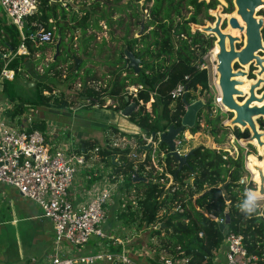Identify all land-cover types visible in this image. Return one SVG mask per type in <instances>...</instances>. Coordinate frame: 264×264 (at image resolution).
I'll use <instances>...</instances> for the list:
<instances>
[{
    "label": "trees",
    "instance_id": "1",
    "mask_svg": "<svg viewBox=\"0 0 264 264\" xmlns=\"http://www.w3.org/2000/svg\"><path fill=\"white\" fill-rule=\"evenodd\" d=\"M114 1L116 4L107 8L102 0H93L90 9L74 11L69 7L70 5H52L51 0H39L36 9L27 17L22 28L24 41L15 24L1 23L0 20V54L16 52L23 42L26 44L28 56L17 55L9 66L15 71L16 77L20 61L46 50L49 44L55 43H40L31 36L37 34L41 28L53 32L56 28L55 38H58L59 50L54 62L48 67L49 73L54 71V76H61V64H68L65 80L72 84L78 82L81 87L80 99L89 102L92 107L103 105L107 98L113 100L123 98L124 103L121 109L129 105L131 101L136 102L137 105L141 103L139 110L129 119L141 129L142 133H127L118 127H110V134H120L124 138L133 139L135 146L127 145L125 148H119L107 145L101 148L98 146L99 141L90 137L81 140L77 147L79 153L99 147L97 156L100 162L112 168L113 173L124 174L120 189L126 187L136 190L134 201L138 208H135L132 202H128L127 217L134 222L138 216L141 226L154 227L157 218L162 215L161 223L164 225L159 229H153L152 238L157 237L159 249L168 254H176L180 247L184 256L189 258L188 264H214V259L224 244L226 235L230 232L242 234L249 254L258 255L259 264H264V210L258 206L257 213L249 218L238 208L246 198L245 192L255 187L253 182L249 184L241 182L246 172L244 156L234 158L225 150L210 149L200 145L190 154L187 166L179 170V161L168 154V146L160 143L158 139V134L166 132L170 126L181 125L186 106L183 98L174 102L171 92L185 80L186 76L189 77L187 86L194 91L204 92L210 89L208 71L202 68L201 60L213 48L214 39L200 31L192 33L191 24H199L197 18L199 11L207 12V9L214 7L217 2L212 0L207 4L199 0H146L145 7L148 6L152 17L146 28L149 26L153 28L150 34L141 39H126L125 46L127 45L129 51L137 55V47L142 43L144 48L139 53L148 59L143 61L139 71L130 66L124 68L125 54L121 50L118 58L109 63L111 65L110 80L106 86H103L94 69H84V64L76 69L75 61L68 62L72 48L65 46V40L68 32L73 34L75 31H82L84 52L90 54L88 49L93 46L97 36L94 32L88 34L89 29L103 30L102 21L110 29L115 24L121 27L124 22L123 18L115 19L114 15L126 10L117 4L121 0ZM139 1L141 0H129L127 4L129 6H125L132 11L136 19L139 18L137 12ZM151 2L153 3L149 7ZM189 6L194 7L196 13L188 18L184 9ZM93 13L97 15L93 17ZM61 49H63L62 54ZM2 68L3 58L0 57V73ZM39 80L36 98L30 103L34 106L70 107L71 102L66 97L57 95L49 83ZM13 81L6 80L2 90V92L7 91L12 101L15 96L8 89ZM91 83L100 85L97 87ZM69 86L71 87V84ZM130 86L139 88L136 92H132L128 90ZM45 91H49L50 94H44ZM186 97L188 101H191L194 96L188 93ZM119 102L121 105V99ZM148 104L151 111L147 110ZM27 107L29 104L14 102L13 109L6 114L7 119L21 128L46 133L48 126L43 119L36 118L29 127L27 124L24 125L23 117L27 114ZM201 116L199 113L197 124L191 130L200 129ZM223 120L218 118L212 122L214 123L211 130L213 136H217L221 131L223 135L226 134V129L222 125ZM153 132L156 133L155 148L153 143L148 147L149 143L146 140ZM234 133L239 138L245 137L238 128ZM108 141L109 138H106V142ZM162 152L165 153L163 157ZM133 154H136V157ZM153 154H156L159 165L166 163L163 172L153 165ZM89 156L91 153H88L87 157ZM140 156L145 158L140 159ZM147 166L150 168L147 169ZM127 167H130V172L127 171ZM91 170H93L92 173H89L94 176L89 181V187L100 180L103 174L102 171L98 174L95 169ZM166 174H171L174 178L168 188L169 179ZM136 175L146 180L134 182ZM190 178L192 182L188 181ZM177 205H180L182 210L176 211ZM227 214H229L230 223H223L225 230L222 232L220 230L222 223L219 219L226 220ZM122 249L123 247L119 245L112 251L122 252ZM155 259V264H158L159 255Z\"/></svg>",
    "mask_w": 264,
    "mask_h": 264
},
{
    "label": "built area",
    "instance_id": "2",
    "mask_svg": "<svg viewBox=\"0 0 264 264\" xmlns=\"http://www.w3.org/2000/svg\"><path fill=\"white\" fill-rule=\"evenodd\" d=\"M38 3L39 0H0L8 23L15 24L19 28L23 41L25 36L22 28L25 20L36 9ZM31 38L40 43H52L55 40V32L45 31L41 28ZM28 52V48L23 42L16 52L9 51L2 57L3 68L0 73V184L14 187L22 197L39 206L43 216L53 223L55 250L54 254L43 264H96L99 261L111 264H139L125 250L117 253L101 251L81 258L65 255L66 245L80 247L87 244L93 237L106 238L107 235L103 229V224L106 221L105 208L123 182L124 174L113 173L112 168H107L103 171L100 180L80 191L81 200L76 202L71 198L70 191L78 176L83 171L92 168L99 169L98 167H102L104 164L97 156L100 148L96 147L93 150H84L79 153L73 143L52 149L48 145L46 133L40 130L21 128L7 119L6 114L13 109L14 102L10 99L3 102L1 94L5 81L15 79V71L9 66L17 55H26ZM188 80L189 77L186 76L185 80L172 90L171 98L174 102L189 92H195L194 89L187 86ZM138 88L135 87L134 90L137 91ZM23 119L26 120L24 121L25 125L27 124L29 127L36 118L25 115ZM181 144L182 141L177 138L176 149L180 154H184L185 151L180 148ZM88 153H91V156L87 157ZM164 154L162 152L161 156L163 157ZM133 155L136 157V154ZM140 157L145 158V156ZM152 162L160 172L166 168L165 162L159 165L156 156L155 158L152 156ZM166 175L169 179L168 188L173 182V176ZM175 210H182V207L177 205ZM161 219L162 215L157 218L156 227L161 223ZM219 222L225 223V218L219 219ZM224 244L226 245L224 264H259L260 257L249 254L242 234L228 233ZM177 250L178 252L173 255H160L158 264H188L189 258L184 256L180 247Z\"/></svg>",
    "mask_w": 264,
    "mask_h": 264
},
{
    "label": "rangeland",
    "instance_id": "3",
    "mask_svg": "<svg viewBox=\"0 0 264 264\" xmlns=\"http://www.w3.org/2000/svg\"><path fill=\"white\" fill-rule=\"evenodd\" d=\"M73 2V5L71 6L70 3L67 2V0H57L56 4H62L63 6L70 5L69 7L72 8L74 11L81 10V9H90L92 6L93 0H71ZM103 3L109 8L110 6L115 5L114 0H102ZM129 0H121L117 4L119 6H122L125 8L126 12L116 13L114 15L115 19L123 18V24L113 25V28H107L104 24V21L101 22V25L103 27V30H88V34L91 32H94L96 34V41L94 42L93 46L88 49L89 53L84 52V44H83V33L82 31H75L73 34L71 32H68L67 38L65 40V46L71 47V55L68 58V62H76V60H80L79 67L84 64V69L86 68H92L97 72V78H100L102 85L106 86V84L109 82V74L111 70L110 62H113L115 59L118 58L119 53L121 50H126L125 47V41L124 36H128L129 39L136 38L140 31V25L136 23V20L133 18L131 11L128 9ZM220 4L218 8H221L220 13H224L225 17H231L234 15V10L236 11V8L233 7L231 9L230 5L226 3V0H219ZM233 2V1H232ZM143 3V2H142ZM140 4V6L142 5ZM68 8V6H67ZM228 9L229 12L226 13L225 9ZM142 12L144 13V5L141 6ZM69 10V8L67 9ZM218 10V9H217ZM211 11V14L214 16L215 12L217 11ZM234 13H233V12ZM147 16V11H146ZM257 14L261 17H264V7L259 8ZM97 13H93V17H95ZM216 16V15H215ZM214 16V17H215ZM216 18V17H215ZM0 20L1 23H6L7 16L4 12V8L0 4ZM210 20H205L204 24L209 23ZM212 21V20H211ZM129 23V28H128ZM226 24V23H225ZM208 25V24H207ZM194 29V27L192 26ZM229 28V25L226 29ZM55 34H57L56 28H54ZM225 29V30H226ZM195 30V29H194ZM264 30V29H263ZM111 32L113 34L111 35ZM145 32H148L145 30ZM144 32V33H145ZM235 35H239V33L235 32ZM127 37V38H128ZM54 44H49L48 48L44 51H40L31 57H27L26 59L20 61L18 64V74L16 75L14 81L9 87V92H11L15 99H13L16 104L19 102L26 104H29V107H27L26 115H29L31 117L43 119L50 123V119H54L57 122H53L54 126L56 124V128L59 130L58 133L60 134L62 142H66L64 145L68 144H75L76 141V133L82 128H86V131L88 133V136L91 138L97 139L99 141V147H119V148H125L127 145L135 146V142L133 139L122 137L120 134L114 135L110 134V127L115 126L118 127L121 131H125L127 133H142L141 129L129 119V117H126L121 114V107L124 103L123 98H118L116 100L107 98L105 99V102H103V105H96L91 106L89 102L83 101L80 99L79 93L81 90L80 84L78 82L76 83H70L68 80H65L66 75L68 74V64H61V76H54V71L49 73L48 67L54 62L55 55L57 54V47L58 44V38H55L53 41ZM61 49V54H62ZM125 52V51H124ZM7 53V52H6ZM29 54V53H28ZM26 54L25 56H28ZM216 60L214 58V55H212V52L208 53L204 59V63L202 65V68H206L208 71V78L210 83V89L208 91H200L198 90L193 94L192 100L197 98L198 100L203 101V103L207 104V101L210 100V102L213 103L214 109L211 111L212 117L217 116L218 114H221L225 116V123L227 126L228 121L230 118L227 114V108L222 106L220 102H218V98L220 97V91L216 84V76L214 72V67ZM78 67V68H79ZM40 76V77H39ZM39 79L44 80L45 83H49L51 88L54 90V92L57 95H63L66 97L70 102L69 108H55V107H48L46 105H39L34 106L32 103H30L32 100L36 98L37 93V85L40 81ZM71 84V87L69 86ZM91 85L99 86V83H91ZM135 87L137 86H130L128 88L129 91L136 92ZM44 94H50L49 91H45ZM8 99H11V97L7 94V91L2 92L1 94V100L3 102L7 101ZM119 99H121L122 104L120 105ZM141 106V103L138 104V109ZM148 111H151L152 109L149 107L148 104ZM57 111L60 114L64 115H58L54 116V112ZM53 114V115H52ZM205 116V115H204ZM204 116H201V128L199 131H193L191 129H187L185 132H181L178 136V139L182 141V144L180 145V148L184 150L185 152L188 150H191L193 147L204 144L205 146H208L210 142V137L208 134V129L205 126V119ZM79 119V120H77ZM11 121V120H10ZM12 124L18 125L15 122L11 121ZM230 128H233L232 126H229ZM58 136L57 139L60 137ZM121 136V137H120ZM106 138H109V141L106 142ZM159 139V134H158ZM147 142L149 144L153 143L152 138H146ZM160 140V139H159ZM55 140H51V142H54ZM242 142V141H241ZM241 143L230 134L225 139V143H223L221 146L215 145L216 147L223 148L225 150H228L232 156H238L240 147L244 149V154H247L248 152L251 153H257L258 147L251 146L249 142ZM75 147L77 149L78 145L75 144ZM153 147H156V143H153ZM158 150V148H157ZM155 153V151H154ZM153 158H155L156 154L152 155ZM135 157V156H134ZM142 159V157H139ZM157 159V158H156ZM100 164V163H99ZM154 165V164H153ZM101 171L107 170V168H110L106 164H103ZM157 168V167H155ZM100 171V172H101ZM127 171L130 172V167H127ZM253 179V174L247 173V176L245 177V182L249 183L250 180ZM254 188L251 191H254L258 189V183L255 181ZM122 184H120L121 186ZM168 186V185H167ZM135 196H136V190L130 188L127 189L126 187L119 189L114 193L110 203L105 208L106 212V221L103 224V229L106 232L107 235L110 234L109 231L112 232L115 231L116 228V234L120 239V245L126 248L127 253L130 255V257L134 259V257L140 258L141 255H145V251L142 250L143 248L148 249V255L151 258L156 257L157 255H169L165 251H161L159 249L158 240L157 237L152 238V231L153 229H159L161 226H163L162 223H160L157 227L156 226H141L140 220L137 218L135 221H131L129 217H127V210L126 205L128 202H132V204L135 206V208H138V205H135ZM30 202V201H29ZM34 204V203H33ZM258 206H260L262 209H264V198L258 199ZM24 225V223H23ZM25 226V225H24ZM160 226V227H159ZM107 229V230H106ZM24 231V230H23ZM6 237V236H5ZM96 237H93L94 239ZM84 247V246H83ZM226 252V245L223 244L218 255L222 254L224 255ZM52 253V252H51ZM142 253V254H141ZM133 256V257H132ZM144 257L142 256L141 259ZM156 260V259H154ZM37 264H40V261L37 262Z\"/></svg>",
    "mask_w": 264,
    "mask_h": 264
},
{
    "label": "water",
    "instance_id": "4",
    "mask_svg": "<svg viewBox=\"0 0 264 264\" xmlns=\"http://www.w3.org/2000/svg\"><path fill=\"white\" fill-rule=\"evenodd\" d=\"M67 2L70 3L71 6L73 5L71 0H67ZM56 3L57 0H51L52 5ZM234 4L236 11L234 15L229 18L228 29L223 30L221 28V22L223 19L220 14L221 8H218L215 12L217 21L214 25L208 24L207 26H200L192 24V26L194 29H199L201 32L208 34H215L217 37L215 46L218 47V49L213 55L216 60L215 71L218 75V88L221 93L220 103L227 108V111L235 113L234 117L228 121V125L232 127L239 126L242 129L249 128L251 130V136L247 139H243L242 142H257L260 151L263 152L264 131H259L260 127L257 119L264 116V93H262L261 96H258L257 91L261 88V85L264 82V56L261 55V53H264V17L259 16L257 12L259 8L264 7V0H234ZM144 22L145 20H143L141 24V30H143ZM235 32L239 33V35H235ZM237 42H243V47L241 49H237ZM58 50L59 42L57 44V54ZM127 55L130 59V66H133L138 70L140 59L136 58L129 51L127 52ZM0 57L2 58L3 54H0ZM254 61L256 62V65L261 68V70L258 71L259 78L256 82H250V87L248 89L249 96L243 103H241L237 97L244 96L245 92L239 89V87L244 86L247 82L246 80H240L239 78L247 77L248 73L243 69L235 71L234 65L239 62L242 67H247ZM79 63L80 60H76V69H78ZM126 100H128V98H126ZM183 101L186 105V112L182 117L181 125L178 127L172 125L166 132L159 135L160 143H165L168 146V154L174 156L179 161V170L187 164L188 157L193 153V150H191L186 156L181 155L176 149L175 140L181 132H185L186 128H193L195 126L198 113L204 106L203 101L198 100L196 102H190L187 100L186 96L183 97ZM137 109V103L131 101L129 105L121 110V114L130 117L137 111ZM155 137L156 133L153 132L151 135L153 141ZM149 146H151V144H149L148 147ZM209 147L212 148V142ZM250 167L258 173V189L253 192L257 194L258 199L264 198V162L258 164L254 160ZM143 179L144 178H139L136 175L134 182ZM255 179L256 178H254V180ZM229 223L230 217L229 214H227L225 224ZM162 224L164 225V223ZM225 224H220V230L222 232L225 230Z\"/></svg>",
    "mask_w": 264,
    "mask_h": 264
},
{
    "label": "crops",
    "instance_id": "5",
    "mask_svg": "<svg viewBox=\"0 0 264 264\" xmlns=\"http://www.w3.org/2000/svg\"><path fill=\"white\" fill-rule=\"evenodd\" d=\"M58 115L64 114L55 111L54 116L58 117ZM50 120H52L50 123L46 121L48 126L46 131L47 142L49 147L56 149L63 146L66 142H62V136L58 133L59 130L54 128L56 124L54 126L53 122L57 121L54 119ZM75 135L76 145L81 140L90 138L86 128L82 127ZM58 136L60 137L57 139ZM51 140L55 141L51 142ZM98 168L95 171L99 174L103 168L101 166ZM92 171L91 169L83 171L72 187L70 196L76 202L81 200L80 191L85 187H89V181L94 176V174H91ZM33 203V201L22 197L14 187L0 184V264H37L39 261L40 264H43L54 254L55 230L53 223L44 217L42 209ZM115 231L113 229L112 232L109 231L110 234H106V238L96 237L91 239L87 244L83 245L84 247L66 245L64 248L65 255L81 258L101 251L117 253V251H112V249H116L121 244V238L119 239ZM124 250L126 251V248L123 246L122 251ZM142 250L145 251V255H141L140 258L134 257L135 261L139 264H155V257H149L148 249L143 248ZM142 256L144 257L143 259H141ZM225 261V254H219L214 262L215 264H224ZM96 264L111 263L99 261Z\"/></svg>",
    "mask_w": 264,
    "mask_h": 264
},
{
    "label": "flooded vegetation",
    "instance_id": "6",
    "mask_svg": "<svg viewBox=\"0 0 264 264\" xmlns=\"http://www.w3.org/2000/svg\"><path fill=\"white\" fill-rule=\"evenodd\" d=\"M146 0H141V1H139V2H137V12H138V14H139V18L136 20L135 19V17H133L135 20H136V23L138 24V26L140 25V31H139V34H138V36L136 37L137 39H141L143 36H145V35H147V34H150V32H151V29L153 28V26H149V27H147L146 28V25H147V23L149 22V21H151V19H152V17H151V11L148 9V6L147 7H145L146 6V2H145ZM200 2H203V1H205L207 4H209L212 0H199ZM217 3L214 5V7H212V8H209V9H207V12H205V11H199V13H198V15H197V18H198V20H199V24H196V25H200V26H207V24H209V23H206V24H204V22H205V20H210L209 22H210V24L211 25H214L215 24V22L217 21V16H213L212 14H211V11H215V10H217L218 9V6H219V4H220V2H219V0H215ZM233 1V2H232ZM143 2V3H142ZM142 3V5H144V13L142 12V9H141V6H140V4ZM152 3L153 2H151L150 3V5H149V7L152 5ZM226 3H227V5H228V3H229V5H230V8L229 9H231L232 7H233V3H234V0H226ZM234 7H235V4H234ZM236 8V7H235ZM130 10V9H129ZM131 11V10H130ZM146 11H147V16H146ZM225 11H226V13L227 12H229L228 11V9L226 8L225 9ZM132 12V11H131ZM233 12V11H232ZM234 12H235V10H234ZM233 12V13H234ZM184 13L186 14V17H191L192 15H194L195 13H196V10H195V8L194 7H192V6H189L187 9H184ZM132 14V13H131ZM221 14V13H220ZM224 13H222L221 15H222V17H223V19H222V22H221V28L223 29V30H225L226 28H227V26L229 25V18L228 17H225L224 18V15H223ZM133 16V15H132ZM143 20H145V22H144V27H143V30H141L142 29V22H143ZM212 20V21H211ZM226 23V24H225ZM191 27H192V24H191ZM128 28H129V23H128ZM145 30L146 31H148V32H145ZM196 31H200L199 29H193L192 28V33H195ZM145 32V33H144ZM201 32V31H200ZM203 34H205L206 36H210V37H212L213 39H214V44H213V48L210 50V53L212 52V55L214 54V53H216L217 52V49H218V47H216L215 46V42H216V40H217V37H216V35L215 34H208V33H205V32H202ZM263 36H264V30H263ZM128 36L126 35V36H124V41H126V39H129V37L127 38ZM242 38L244 39V37L242 36ZM131 39H134V38H131ZM150 39H151V37H150ZM236 46H237V49H241L242 47H243V42H237L236 43ZM126 47V50H124L123 49V51H125L124 52V54H125V67L124 68H128L129 66H130V59H129V57H128V55H127V52L129 51V48H128V46L126 45L125 46ZM138 49H137V55H135V53L134 52H132V51H129V52H131L136 58H139L140 59V61H139V69L137 70V71H139L140 70V68L142 67V63H143V61L145 60V59H148V57H143V54L142 53H139L140 51H141V49L142 48H144V45L142 44V43H140L139 45H138V47H137ZM261 55L262 56H264V53H261ZM205 57L206 56H204V58L201 60V63H202V65H203V63H204V59H205ZM216 64V63H215ZM130 67H133V66H130ZM234 68H235V71L236 70H238V69H243V70H246L247 71V73H248V75H247V77H242V78H239L240 80H246V82H247V85L245 84L244 86H246V87H244V86H242V87H239V89H241V90H243L244 92H245V95L244 96H242V97H237V99L239 100V102H241V103H243L244 101H245V99L249 96V92H248V89H249V87H250V82L251 81H253V82H256L257 80H258V78H259V75H258V71H260L261 70V68H260V66H258V65H256V62L254 61V62H252V63H250L249 64V66H245V67H242L241 66V64L239 63V62H237V63H235V65H234ZM214 72H215V76H216V84H217V86H218V75H217V73H216V71H215V67H214ZM263 78H264V74H263ZM198 91V90H197ZM197 91H195V92H197ZM201 91V90H200ZM220 91V90H219ZM194 92V93H195ZM189 93H191V92H189ZM194 93H191V94H194ZM262 93H264V82L262 83V85H261V88L260 89H258V91H257V94H258V96H261L262 95ZM188 94V93H187ZM187 94L185 95V96H187ZM221 94V93H220ZM220 98V97H219ZM220 100V99H219ZM218 100V102H220ZM196 101H198V99L197 98H195L194 100H191L190 102H196ZM186 106V105H185ZM214 109V105H213V103L212 102H210V100L209 101H207V104H205L204 103V106H203V108L199 111V113H201V115H205L204 116V119H205V126L207 127V129H208V134H209V137H212V138H210V142H209V144H208V146H205L204 144H199V145H197V146H195V147H193L191 150H194L196 147H198V146H200V145H202V146H205V147H207V148H210L209 146H210V144H211V142H212V148H210V149H221V150H225V149H223V148H220V147H216L215 145H218V146H221L223 143H225V139H226V137H228L230 134H232L233 136H235V138L241 143V145H243L242 144V140L243 139H247V138H249L250 136H251V130L249 129V128H246V129H242L241 127H239V126H234L233 128H230L229 126H227L226 125V123H225V116H223V115H221V114H218L217 116H215V117H212V115H211V111ZM198 113V114H199ZM227 114H228V117L231 119V118H233L234 117V115H235V113L234 112H230V111H227ZM218 118H223L224 120H223V123H222V125L225 127V129H226V134H224L223 135V131H221V133H219L217 136H213L212 134H211V130L213 129V124L214 123H212L213 121H215V120H217ZM197 121H198V116H197ZM197 121H196V124H197ZM257 122H258V124H259V127H260V130L259 131H264V116H261V117H259L258 119H257ZM195 124V125H196ZM195 127V126H194ZM193 127V128H194ZM200 128H201V121H200ZM236 128H238L240 131H241V133H243V135L245 136V137H242V138H239L237 135H235V129ZM187 129H192V128H186V130ZM185 130V131H186ZM200 130V129H199ZM198 130V131H199ZM178 138V137H177ZM176 138V139H177ZM212 139V140H211ZM176 141V140H175ZM250 145L251 146H249V147H251L252 148V146H257L258 147V152L257 153H251V152H248L247 154H244V149L242 148V147H240V151H239V154H238V156H232L231 154H230V152L228 151V150H225L226 152H228L229 153V155L230 156H232V157H234V158H238V157H240V156H244V158H245V169H246V172H245V175H244V177H242V179H241V182L242 183H245V184H249L250 182H254L255 180H254V178H256L257 177V175H258V173H257V171H254L253 169H251V165L253 164V162H254V160L258 163V164H262V162H264V148H263V152H261L260 151V148H259V145H258V143L257 142H254V143H250ZM191 150H188V152L186 151L184 154H181V155H183V156H186ZM169 152V151H168ZM189 158V157H188ZM187 164H188V161H187ZM187 164L186 165H184V166H187ZM251 170H250V169ZM253 172V173H252ZM247 173H251V174H253V179L252 180H250L249 181V183H247V182H245L246 180H245V177L247 176ZM173 181H174V178H173ZM189 182H192V178H190L189 180H188ZM173 183V182H172ZM256 183H257V181H256ZM264 210V209H263Z\"/></svg>",
    "mask_w": 264,
    "mask_h": 264
},
{
    "label": "clouds",
    "instance_id": "7",
    "mask_svg": "<svg viewBox=\"0 0 264 264\" xmlns=\"http://www.w3.org/2000/svg\"><path fill=\"white\" fill-rule=\"evenodd\" d=\"M245 199L238 206L239 211L245 214L247 217H251L258 211V196L255 192L247 190L245 192Z\"/></svg>",
    "mask_w": 264,
    "mask_h": 264
},
{
    "label": "bare ground",
    "instance_id": "8",
    "mask_svg": "<svg viewBox=\"0 0 264 264\" xmlns=\"http://www.w3.org/2000/svg\"><path fill=\"white\" fill-rule=\"evenodd\" d=\"M239 20H240V18H239ZM240 22H241V20H240ZM247 85V84H246ZM244 87H246V86H244ZM257 182H258V178L256 177V179H255Z\"/></svg>",
    "mask_w": 264,
    "mask_h": 264
}]
</instances>
